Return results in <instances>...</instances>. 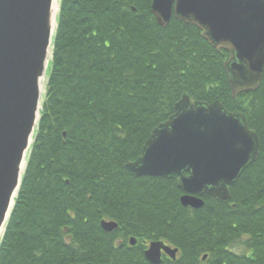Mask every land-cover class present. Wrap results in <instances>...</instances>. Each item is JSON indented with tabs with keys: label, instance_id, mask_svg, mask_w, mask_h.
I'll return each mask as SVG.
<instances>
[{
	"label": "trees",
	"instance_id": "16d2710c",
	"mask_svg": "<svg viewBox=\"0 0 264 264\" xmlns=\"http://www.w3.org/2000/svg\"><path fill=\"white\" fill-rule=\"evenodd\" d=\"M150 7L151 0H60L0 264H148L143 251L152 242L177 250L169 264H264V76L255 92L232 98L228 54L173 16L159 27ZM183 96L242 114L260 144L228 200L203 196L198 210L181 206L176 176L125 170ZM102 221L117 229L105 233Z\"/></svg>",
	"mask_w": 264,
	"mask_h": 264
},
{
	"label": "water",
	"instance_id": "95a60500",
	"mask_svg": "<svg viewBox=\"0 0 264 264\" xmlns=\"http://www.w3.org/2000/svg\"><path fill=\"white\" fill-rule=\"evenodd\" d=\"M60 0H0V242L21 186L45 94ZM161 28L173 16L201 31L217 51L228 54L223 68L231 97L255 92L264 76V0H151ZM259 139L242 114L219 102H191L183 96L173 114L154 128L139 157L125 165L135 177L178 178L180 204L198 210L201 197L229 198V187L253 164ZM105 233L117 229L101 222ZM130 239L129 244L135 245ZM177 250L153 242L150 264L160 251ZM205 259V257H204Z\"/></svg>",
	"mask_w": 264,
	"mask_h": 264
},
{
	"label": "flooded vegetation",
	"instance_id": "af4514ba",
	"mask_svg": "<svg viewBox=\"0 0 264 264\" xmlns=\"http://www.w3.org/2000/svg\"><path fill=\"white\" fill-rule=\"evenodd\" d=\"M151 243H148V244H146L145 245V249H144V251H143V255H144V259H145V251H147L148 250V248H149V245H150ZM135 245H136V243H135ZM134 245V246H135ZM165 245V244H164ZM165 246H167V245H165ZM168 247H170V246H168ZM170 248H172V247H170ZM173 249V248H172ZM180 257V254L177 252L176 254H175V258H171L169 255H167L163 250H161L160 251V263L159 264H169L170 262H175L178 258ZM146 260V259H145ZM147 261V260H146ZM147 263L148 264H150L148 261H147Z\"/></svg>",
	"mask_w": 264,
	"mask_h": 264
},
{
	"label": "rangeland",
	"instance_id": "374dc122",
	"mask_svg": "<svg viewBox=\"0 0 264 264\" xmlns=\"http://www.w3.org/2000/svg\"><path fill=\"white\" fill-rule=\"evenodd\" d=\"M234 252H235V253H237V254H241V253L243 252V250H242V249H239V248H237V249H235V250H234Z\"/></svg>",
	"mask_w": 264,
	"mask_h": 264
}]
</instances>
